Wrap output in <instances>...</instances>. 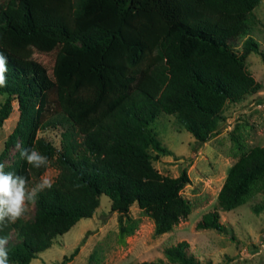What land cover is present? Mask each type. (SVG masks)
<instances>
[{
	"label": "trees",
	"instance_id": "obj_1",
	"mask_svg": "<svg viewBox=\"0 0 264 264\" xmlns=\"http://www.w3.org/2000/svg\"><path fill=\"white\" fill-rule=\"evenodd\" d=\"M259 2L0 0V55L7 67L0 126L17 110L0 162L18 140L57 169L53 187L38 194L33 218L0 232L14 236L8 239L9 264H29L56 235L91 217L100 194L108 197L109 212L119 215L135 203L151 220L152 236L171 231L189 214L179 193L189 181L185 171L170 177L151 165L152 151L171 153L150 124L159 113L172 115L199 144L217 130L227 102L260 88L244 66L249 52L263 58L251 36ZM239 38L242 49L236 51L230 40ZM21 45L49 55L51 65L14 54ZM55 126L61 128L59 148L37 135ZM232 140L236 159L196 229L223 232L218 210H232L264 189V146L249 147L239 134ZM15 155L5 170L30 184L44 168L22 161L18 149ZM135 226L129 216L118 220L117 242L123 244ZM186 246L180 241L163 249V259L137 264H198Z\"/></svg>",
	"mask_w": 264,
	"mask_h": 264
},
{
	"label": "rangeland",
	"instance_id": "obj_2",
	"mask_svg": "<svg viewBox=\"0 0 264 264\" xmlns=\"http://www.w3.org/2000/svg\"><path fill=\"white\" fill-rule=\"evenodd\" d=\"M251 36L258 45L257 53L249 52L244 66L260 88L238 102H227L217 130L202 143L175 123L172 115L159 113L150 124L160 144L171 154L151 152V165L161 175L175 177L184 170L189 181L179 190L190 204L189 214L171 231L152 236L151 220L132 203L126 215L109 212V199L99 195V203L89 218H80L65 233L56 235L50 246L36 254L29 264H137L140 261L163 259L165 247L180 241L187 243L185 253L193 256L198 264H264V189L244 204L229 210H218V222L225 226L223 232L214 229H196L195 223L201 216L212 211L229 166L234 162L237 151L232 136L239 134L247 146H264V0L252 10ZM243 38L230 40L236 51H241ZM14 54L35 58L46 67L51 57L36 51H28L27 45L13 48ZM46 54V53H45ZM3 96L0 94V103ZM17 110L14 108L0 126V152L8 134L15 126ZM59 126L38 131L37 135L55 148H59ZM18 140L11 144L1 162L10 166L16 158ZM6 166V167H7ZM53 179L57 169L49 163L47 169ZM32 175L29 186L39 181ZM34 206L21 220L33 218ZM129 216L136 222L124 243L117 242V222ZM87 232V233H86ZM85 235L84 241L80 242ZM9 240H13L12 232ZM77 250L73 251L74 248Z\"/></svg>",
	"mask_w": 264,
	"mask_h": 264
},
{
	"label": "clouds",
	"instance_id": "obj_3",
	"mask_svg": "<svg viewBox=\"0 0 264 264\" xmlns=\"http://www.w3.org/2000/svg\"><path fill=\"white\" fill-rule=\"evenodd\" d=\"M7 72L6 60L0 55V88L7 87L5 73ZM19 158L34 169H47L48 157L42 155L34 148L17 146ZM7 162H0V232L10 224H15L24 218L38 199V194L53 187V179L45 171L39 181L29 186V181L22 175L6 171ZM6 236H0V264H9Z\"/></svg>",
	"mask_w": 264,
	"mask_h": 264
}]
</instances>
